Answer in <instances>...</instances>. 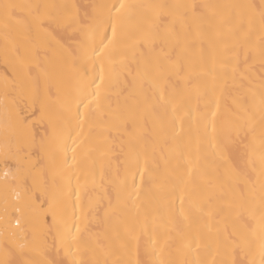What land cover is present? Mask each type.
Masks as SVG:
<instances>
[{
  "label": "snow or ice",
  "instance_id": "obj_1",
  "mask_svg": "<svg viewBox=\"0 0 264 264\" xmlns=\"http://www.w3.org/2000/svg\"><path fill=\"white\" fill-rule=\"evenodd\" d=\"M0 264H264V0H0Z\"/></svg>",
  "mask_w": 264,
  "mask_h": 264
}]
</instances>
